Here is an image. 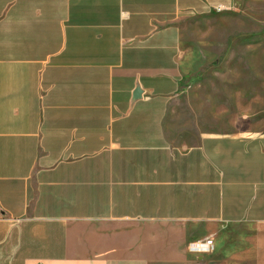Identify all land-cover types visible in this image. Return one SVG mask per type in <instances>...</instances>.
Masks as SVG:
<instances>
[{"label": "crops", "instance_id": "0c3cea01", "mask_svg": "<svg viewBox=\"0 0 264 264\" xmlns=\"http://www.w3.org/2000/svg\"><path fill=\"white\" fill-rule=\"evenodd\" d=\"M242 1L0 0V264H222L190 245L264 226V137L169 138L184 24Z\"/></svg>", "mask_w": 264, "mask_h": 264}, {"label": "rangeland", "instance_id": "374dc122", "mask_svg": "<svg viewBox=\"0 0 264 264\" xmlns=\"http://www.w3.org/2000/svg\"><path fill=\"white\" fill-rule=\"evenodd\" d=\"M193 64L168 116L170 141L264 137V0L184 24ZM213 255L222 264H264V226H216Z\"/></svg>", "mask_w": 264, "mask_h": 264}, {"label": "built area", "instance_id": "2783aa9c", "mask_svg": "<svg viewBox=\"0 0 264 264\" xmlns=\"http://www.w3.org/2000/svg\"><path fill=\"white\" fill-rule=\"evenodd\" d=\"M222 10V8H218V11ZM4 216L0 215V218ZM190 249L193 251L200 252H211L214 250V240L212 238H208L206 240H201L196 243L190 245Z\"/></svg>", "mask_w": 264, "mask_h": 264}, {"label": "water", "instance_id": "95a60500", "mask_svg": "<svg viewBox=\"0 0 264 264\" xmlns=\"http://www.w3.org/2000/svg\"><path fill=\"white\" fill-rule=\"evenodd\" d=\"M141 94H142V92H141L140 88H137L135 93H134V100L140 99Z\"/></svg>", "mask_w": 264, "mask_h": 264}]
</instances>
